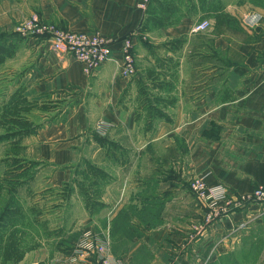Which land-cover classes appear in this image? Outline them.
<instances>
[{
  "label": "crops",
  "instance_id": "obj_1",
  "mask_svg": "<svg viewBox=\"0 0 264 264\" xmlns=\"http://www.w3.org/2000/svg\"><path fill=\"white\" fill-rule=\"evenodd\" d=\"M141 1L0 0V50H13L0 59V85L18 83L32 100L88 96L39 130L44 148L62 154L93 127L138 150L130 160L137 164L135 177H115L117 194L109 185L101 199L107 206L101 229L110 236L113 257L128 264H264V204L236 197L264 185V0H149L146 7ZM32 14L56 28L100 31L112 43L113 59L86 74L75 58L17 30ZM205 19L211 25L193 31ZM125 38L132 39L136 60L148 54L147 45L183 41L167 50L170 57L181 51L170 58L178 68L173 78L170 62L158 64L149 52L156 90L179 94L173 121L161 120L152 131L137 121L136 105L123 102L126 91L137 94L135 79L120 70ZM161 141L168 148L164 160L142 154ZM147 159L155 162L148 176L138 173ZM159 161L166 171H158ZM199 175L228 189L218 214L187 183Z\"/></svg>",
  "mask_w": 264,
  "mask_h": 264
},
{
  "label": "rangeland",
  "instance_id": "obj_2",
  "mask_svg": "<svg viewBox=\"0 0 264 264\" xmlns=\"http://www.w3.org/2000/svg\"><path fill=\"white\" fill-rule=\"evenodd\" d=\"M181 42H183L182 39L181 41H166L157 46L147 45V51L152 53V58L156 63L166 65L168 61L170 62L168 65L172 66V68H167L170 70L168 73H171L170 78H173L178 72V68L175 66L176 62L171 61L170 58L177 60L178 56H181V51L174 52V57H170L167 50L177 48ZM149 52L145 57L137 58L135 62L137 70L132 78L135 79L137 84V94H134L133 89L125 92L123 102L128 103L126 107L136 105L135 109H137L139 106L140 95L138 90L139 84H142L140 80L144 81V85H146L147 90L151 94L161 95L164 98L166 97L167 100H170L171 97L176 100L179 95L159 94L154 85L156 84L154 82L155 79H152V77L147 78L148 71L151 70ZM160 74L161 76L165 75V67L160 71ZM20 87L21 85L18 83L0 85V115L11 95ZM30 100L34 101V103L27 104V107L32 109L25 115L38 127L37 131L34 134L25 136L21 142L10 138H0V182L8 186V189L3 190L0 195V213L9 198L8 192L9 188H11L8 183L10 182L9 180L18 182L16 180L19 179L18 185L20 187L18 188L17 197L25 208L26 219L24 220V226H26L29 234L27 241H29V245L33 244L34 246L35 244L36 246L27 252L24 259L20 262L9 264H87V259L81 256L82 250L80 249L85 232L90 231L94 238L106 236L110 238V236L101 229V226L106 223V218L104 217L106 204L104 203L105 205L101 207L97 206L96 212L91 213L85 207L83 196L79 191L77 182L82 178L84 160L88 159L107 172H111L110 179L100 181V199L103 200L105 196L103 192L109 185L112 193L114 195L117 194L120 182L114 180L115 177L124 176L125 173L135 177L137 168L134 166L137 164L131 163L130 160L134 154L137 155L139 152L133 148H125V151L117 148L114 152L117 154L118 159H115L108 153L107 147H102L96 141V135L104 137V134L100 129L93 127H87L83 131L81 144L79 143L68 149H61L65 150L62 154L58 153L60 150L58 148H56L58 150H55V147L44 148L43 140L39 137V130L54 122L58 123L59 120L66 117V114L74 106L79 103L83 104L85 100L87 101L88 96L83 99L78 94L62 93L54 96L49 95L41 100ZM176 105L177 102L165 106V110L170 113L172 121L174 118L172 108ZM141 113L143 117L137 121L144 128V111H141ZM160 121L161 119L154 121L153 130L157 128ZM5 133L6 129L0 123V137ZM165 144L166 141H161L154 147L153 145H147L142 149V154L147 156L149 154L157 155L164 160L168 152ZM17 150H19L18 154ZM53 150L56 151L55 155H57L54 158H61V161L58 162L55 159H51V151ZM154 163L149 162L148 159L140 162V164L138 163L140 167L138 173L141 171L148 176L150 172L155 171L151 170L154 167ZM118 166H122L124 169H119ZM157 166L159 172L166 171L164 161H159ZM199 177H204L206 180L205 175L192 177L187 182L191 188L193 180ZM66 183L72 184L75 189L69 200L63 199ZM38 211L41 212V219L38 223H35L32 218ZM254 250L260 249L255 248ZM75 257L77 258L76 260H74Z\"/></svg>",
  "mask_w": 264,
  "mask_h": 264
},
{
  "label": "trees",
  "instance_id": "obj_3",
  "mask_svg": "<svg viewBox=\"0 0 264 264\" xmlns=\"http://www.w3.org/2000/svg\"><path fill=\"white\" fill-rule=\"evenodd\" d=\"M219 20L221 19L218 17ZM181 41V40H178ZM0 50V59L4 57L3 54L6 52L9 55L13 52L10 48L7 50ZM152 77V79H157V74L155 71H148L147 78ZM139 84V106L136 109V119L140 120L142 116L141 111H144L145 119V130L154 129V121L161 119L167 122L172 121V117L168 111L165 110L167 104H174L176 102L175 98L167 100V98L159 95L151 94L144 81L140 80ZM34 103L24 94V87L21 85L10 97L8 102L3 107L2 113L0 115V123L6 129V133L0 138L15 139L18 142L27 136L34 134L37 131V126L34 125L31 120L27 117V114L32 108L27 107V104ZM140 109V110H139ZM96 141L102 146L107 147L108 153L115 159H118L117 154L114 152L115 149L120 148L125 151L117 142L108 139L107 137L95 136ZM19 150H17V154ZM84 169L82 171V178L78 181L79 191L83 196L85 207L94 213L98 207L104 206L105 204L101 201V190L99 188L101 180H108L111 178L109 172L105 169L93 164L90 160L86 159L83 163ZM9 198L8 201L0 213V264L17 263L24 259L27 252L35 248L29 245L27 237L29 236L26 226H24V220L26 219L25 208L20 203L17 193L20 187L19 179L14 182L9 180ZM4 184L0 182V195L3 190L8 189ZM74 187L70 183L65 184V189L63 192V199L69 200L74 192ZM34 213V212H33ZM33 222H39L41 219V212H36L32 218Z\"/></svg>",
  "mask_w": 264,
  "mask_h": 264
},
{
  "label": "built area",
  "instance_id": "obj_4",
  "mask_svg": "<svg viewBox=\"0 0 264 264\" xmlns=\"http://www.w3.org/2000/svg\"><path fill=\"white\" fill-rule=\"evenodd\" d=\"M149 0H142L141 6L146 7ZM205 19L193 27V31H202L210 26ZM24 35L43 38L51 48L61 55L71 56L84 65L85 73L92 75L106 62L113 59V47L109 38L100 31L81 32L65 30L41 22L38 15L24 19L17 27ZM122 63L120 70L125 76L136 73V56L132 39L125 38L121 45ZM192 189L199 200L209 205L213 212L219 213V204L229 201V192L223 184H208L204 177L195 178L191 183ZM237 200L240 203L264 204V185L257 186L252 191L240 194ZM82 257L87 264H127L122 259L113 257L110 253V238H94L90 231L85 232L80 244ZM77 258L75 257L74 260Z\"/></svg>",
  "mask_w": 264,
  "mask_h": 264
}]
</instances>
